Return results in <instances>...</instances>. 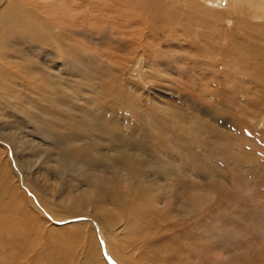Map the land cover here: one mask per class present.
Instances as JSON below:
<instances>
[{
  "label": "rangeland",
  "instance_id": "rangeland-1",
  "mask_svg": "<svg viewBox=\"0 0 264 264\" xmlns=\"http://www.w3.org/2000/svg\"><path fill=\"white\" fill-rule=\"evenodd\" d=\"M156 1L0 0V264H264V22Z\"/></svg>",
  "mask_w": 264,
  "mask_h": 264
},
{
  "label": "bare ground",
  "instance_id": "bare-ground-1",
  "mask_svg": "<svg viewBox=\"0 0 264 264\" xmlns=\"http://www.w3.org/2000/svg\"><path fill=\"white\" fill-rule=\"evenodd\" d=\"M171 1H174L175 2V1H179V0H171ZM222 1L223 0H189L188 1V5H191L192 4L194 10H196L199 13L202 10H212V8H217V7H221L223 9L224 7L221 4ZM112 2H114L115 4L114 5L112 4L113 6H111V10L113 11L112 8H114V6H118L119 9H115L114 8L116 11H113L111 13V16H110L111 18L118 17V18L122 19L123 16L126 15L125 17H129V15H130V17H133V18L135 17L136 20H139L140 21L141 19H143L142 16H141V10L142 9H146V16H145L146 18L145 19L148 18L147 21H149L150 23H153L152 28L155 29V26L157 25V22L154 20V16H155V14H156V12L158 10V3H157L156 0H112ZM184 2H186V1H184ZM95 3H97V1ZM167 3L168 2L163 3L160 0V7H159L160 8L159 12L160 13H163V18L162 19H163V21L165 23V26H168V28H169V26H171L172 24H174V26H175V23H176V26L178 27V21H180V19L183 18L185 14H184V10L176 9V8H179V7L180 8L181 7L183 8V6L182 5H176V4H174V5H170L169 6L170 8H166L167 7ZM180 3H182V2H180ZM229 3H230V5L227 7V9H223L227 13L225 15L220 14L219 16H217L219 18H216V19L220 20V21H217V22H220V24H219V26H218V28L216 30L215 37H216V41L217 42H215V43H218L219 42L218 39L221 38L222 39V41L220 42V45L221 46L223 45V42H227V41L230 44H232L233 41L236 44H238V45L242 44L240 42V40H228L229 39V36H231V34H233L235 32V30L236 31L239 30L241 32L240 22L237 21V24L238 25H235V27L234 26H231V24L229 22V16L230 17H233L234 20H237V18H243L245 15H248V18L250 20L255 21L259 25H260V22H264V0H229ZM103 5L104 4H102V6ZM87 6H88V4H87ZM241 8H244L245 9L242 15H241L242 12L240 10ZM82 9H84V8L82 7ZM185 9H187V8H185ZM233 9H234V12L232 13ZM149 13L151 15H150V17H147V14H149ZM13 14L14 13L12 12L11 9L5 10V11L1 10L0 11V24L1 23L3 24L5 21L10 20L11 24H7L6 23V26H7L6 28L15 27L17 25H23V27L24 26L25 27H28L29 23H27L25 21V18L16 17V16H14L15 14L14 15ZM18 16H20V15H18ZM221 20H222V22H221ZM41 22L43 23L44 21L42 20ZM12 24H15V25H12ZM45 24H46V27H47L49 23H45ZM259 25H257V26H259ZM139 26H144V24H142V25L140 24ZM137 27L138 26H135V29L139 33L140 29L137 28ZM42 28H43V30H42L43 33L46 32V31L48 33H50L48 30H49V28L51 30L52 29V26L49 27L48 30L45 29L44 27H42ZM2 32H4V31H2ZM255 33H256V31H255ZM257 33L259 35L258 37L260 39H262V41L264 42V26L260 25L259 28L257 29ZM218 34L220 35V38L218 37ZM216 51L217 52L213 51V49L210 48V52L211 53L216 54V53L219 52L218 49H216ZM249 54H250V52L246 54V56L248 58H249ZM220 55H221V53L219 54V56ZM224 58H225V56L222 57L221 59H224ZM227 68L228 67L226 66L225 69H227ZM9 221H10V219H9ZM106 236L110 237V239L112 241V239H113V232H109L108 234H106ZM111 252L114 253V250H112L110 246L105 245L104 248L102 247V251H100V254H101V256H103V253H104V255L106 257V261H107V259H109L112 264H122V262H116L114 259H112L110 257V255L112 254ZM125 256H126V254H125ZM106 261L103 258V260H101L100 263L101 264H108Z\"/></svg>",
  "mask_w": 264,
  "mask_h": 264
},
{
  "label": "flooded vegetation",
  "instance_id": "flooded-vegetation-1",
  "mask_svg": "<svg viewBox=\"0 0 264 264\" xmlns=\"http://www.w3.org/2000/svg\"><path fill=\"white\" fill-rule=\"evenodd\" d=\"M110 257H111L112 259H114L116 262H120V261L118 260V258H117L116 253H112V254L110 255ZM101 260H103V258H102Z\"/></svg>",
  "mask_w": 264,
  "mask_h": 264
}]
</instances>
